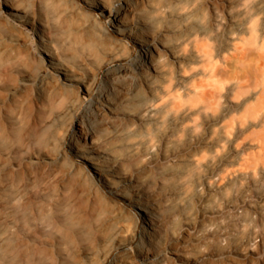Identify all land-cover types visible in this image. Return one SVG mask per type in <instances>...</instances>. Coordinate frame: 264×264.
<instances>
[{
    "label": "bare ground",
    "instance_id": "obj_1",
    "mask_svg": "<svg viewBox=\"0 0 264 264\" xmlns=\"http://www.w3.org/2000/svg\"><path fill=\"white\" fill-rule=\"evenodd\" d=\"M0 264H264V0H0Z\"/></svg>",
    "mask_w": 264,
    "mask_h": 264
}]
</instances>
